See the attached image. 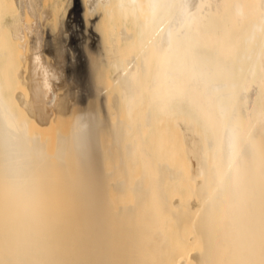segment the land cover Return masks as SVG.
Returning <instances> with one entry per match:
<instances>
[{
    "label": "bare ground",
    "instance_id": "1",
    "mask_svg": "<svg viewBox=\"0 0 264 264\" xmlns=\"http://www.w3.org/2000/svg\"><path fill=\"white\" fill-rule=\"evenodd\" d=\"M18 11L0 264H264V0H74L42 37Z\"/></svg>",
    "mask_w": 264,
    "mask_h": 264
},
{
    "label": "rangeland",
    "instance_id": "2",
    "mask_svg": "<svg viewBox=\"0 0 264 264\" xmlns=\"http://www.w3.org/2000/svg\"><path fill=\"white\" fill-rule=\"evenodd\" d=\"M29 1H30L31 5H30ZM9 2L14 7H16V6L19 7L18 13H20L22 17L25 16V18H27V17L29 18L30 21L23 17L24 21L26 23H28L30 26L34 25L35 27L33 26V28L38 27V30H39L38 32H40L39 34H41V37H42V31H41L42 28L41 27H42V22L44 21L43 18H46L45 16L50 14V12H51L50 15H52L54 13V16H56L55 18L57 20V23H59L58 27H60V24H62L66 21V19L68 18L69 14H70V11L74 8V0H33V1L32 0H9ZM27 3H28V5H27ZM58 4H60V5L58 6ZM55 8H57V9L54 11ZM39 34H38V37L40 38ZM59 59H60L61 63H65V59L63 56H60ZM63 74H64V72H61L60 70H58V71H55V75H54V78L56 77V79H54L55 84L60 85V86H58L59 89L57 91H59L60 94H62L61 95L62 97L66 95V92H64V89H63L64 83H62L63 82V77H62ZM66 81H67L68 85L71 84L70 80H66ZM97 109H98V107H97Z\"/></svg>",
    "mask_w": 264,
    "mask_h": 264
}]
</instances>
